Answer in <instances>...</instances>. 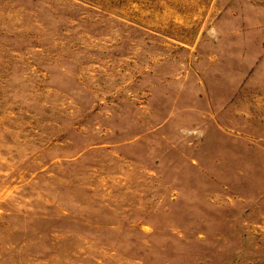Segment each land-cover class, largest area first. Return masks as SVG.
<instances>
[{"label":"rangeland","instance_id":"374dc122","mask_svg":"<svg viewBox=\"0 0 264 264\" xmlns=\"http://www.w3.org/2000/svg\"><path fill=\"white\" fill-rule=\"evenodd\" d=\"M0 264H264V0H0Z\"/></svg>","mask_w":264,"mask_h":264}]
</instances>
